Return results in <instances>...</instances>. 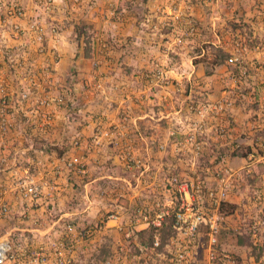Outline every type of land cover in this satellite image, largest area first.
I'll list each match as a JSON object with an SVG mask.
<instances>
[{"label": "rangeland", "instance_id": "rangeland-1", "mask_svg": "<svg viewBox=\"0 0 264 264\" xmlns=\"http://www.w3.org/2000/svg\"><path fill=\"white\" fill-rule=\"evenodd\" d=\"M215 48L236 62L207 67ZM183 183L235 205L217 263L264 264V0H0V190L23 199L0 238L49 264L60 247L77 264H172L181 248L207 264L203 231L162 251L133 236Z\"/></svg>", "mask_w": 264, "mask_h": 264}, {"label": "built area", "instance_id": "built-area-1", "mask_svg": "<svg viewBox=\"0 0 264 264\" xmlns=\"http://www.w3.org/2000/svg\"><path fill=\"white\" fill-rule=\"evenodd\" d=\"M236 60V57L229 59L230 62H236ZM69 166L79 168L74 161H70ZM80 170L84 172L83 168ZM226 173H230L229 169H226ZM197 187L195 189L194 185L191 186L188 183L179 185L180 197L177 199V202L174 203V201L170 200L169 203L159 204L157 210L154 211L155 213H153L152 209L141 211L138 221L146 226L151 224L161 226L162 220L166 216L175 213L176 221L174 228L176 229L178 238H182L184 242L188 241L191 243L203 231L206 237L207 264H218L217 262L220 257L218 246L225 220L220 212V207L227 198V192L222 187H208L207 189L199 188V185ZM42 190L43 186L38 183L35 176L28 175L21 182L20 192L25 197L36 198L41 194ZM8 210L9 203L5 199H1L0 213L5 214ZM126 233L127 236H130L131 232L128 231ZM159 245L160 238L156 237L153 248ZM14 247L15 243L10 237L0 238V264H9V262H13V264H49L50 257H46L45 254L38 251L30 255L16 257ZM185 250L179 249L171 259V263L182 264L185 262L187 258ZM70 251L66 247L57 248L53 252L56 259L55 264H77L69 255ZM27 256L28 258L26 259ZM108 264H111V261H108Z\"/></svg>", "mask_w": 264, "mask_h": 264}, {"label": "trees", "instance_id": "trees-1", "mask_svg": "<svg viewBox=\"0 0 264 264\" xmlns=\"http://www.w3.org/2000/svg\"><path fill=\"white\" fill-rule=\"evenodd\" d=\"M78 30V38L82 37L83 31L81 29V26L79 25L77 27ZM88 43V41L86 42ZM87 54V53H86ZM88 56H92L91 54L88 53ZM231 58L230 54L226 51H223V49H214L213 51V55L212 57H206L205 60H203V62L206 64L207 67H214L217 68L218 66H221L222 64L225 63V61L229 60ZM201 61V59H199ZM249 151L245 152V153H237V156L240 157H246L249 155L250 152V148H248ZM218 161L220 159H217ZM208 166H212V168L214 169L215 165H210L208 164ZM230 205L231 209L228 208V206ZM234 204H230L226 201H224L221 204L220 207V212L222 213V215H226V214H230L234 211ZM175 213L171 214L170 216H166L161 223V226H156V225H149L144 229H140L138 231H135L133 236L139 239V243H140V247H142L144 250L148 251L149 249H151L153 247V244L155 242L156 237L160 238V245L158 246V250L162 251L165 246L167 245V243L169 242V239L171 236H174L176 233V229L174 228L175 226ZM238 242L242 245H249V247H252V250L257 249V245H253L252 242L248 241L246 239L245 236L240 235L239 236V240ZM253 255L256 256V259L258 260L261 256L260 252H255L252 251ZM105 258L103 260V264H105Z\"/></svg>", "mask_w": 264, "mask_h": 264}, {"label": "crops", "instance_id": "crops-1", "mask_svg": "<svg viewBox=\"0 0 264 264\" xmlns=\"http://www.w3.org/2000/svg\"><path fill=\"white\" fill-rule=\"evenodd\" d=\"M11 171H12V170H11ZM9 172H10V171H9ZM13 175H15V174H13ZM86 183H87V184H85L86 187L91 188V185L93 184V181H92L91 179H89ZM0 193H3V194H4V196L2 197V199L7 200V201L9 202V204H12L15 208L17 207V202H18V200H19L20 202H22V200H23L22 198H20L19 195H15L16 192L14 191V189L12 188L11 185H7V189H6V188H2V189L0 190ZM89 197H90V195H89ZM90 198H91V197H90ZM20 199H22V200H20ZM89 207H90L89 211H93V210H95V206L93 205V202H92V201H90ZM108 221H109L108 224H109L111 221L115 222V220H108ZM142 226H143V225H142ZM142 226H141V227H142ZM145 228H146V227H145ZM16 252H17V251L14 249V253H15V255H18ZM16 257H19V255L16 256Z\"/></svg>", "mask_w": 264, "mask_h": 264}]
</instances>
